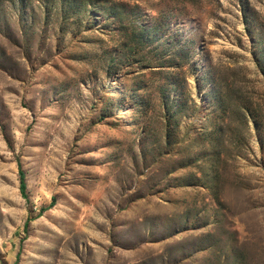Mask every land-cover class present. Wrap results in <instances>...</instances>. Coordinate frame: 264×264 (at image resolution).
<instances>
[{
	"label": "rangeland",
	"instance_id": "1",
	"mask_svg": "<svg viewBox=\"0 0 264 264\" xmlns=\"http://www.w3.org/2000/svg\"><path fill=\"white\" fill-rule=\"evenodd\" d=\"M0 264H264V0H0Z\"/></svg>",
	"mask_w": 264,
	"mask_h": 264
},
{
	"label": "trees",
	"instance_id": "2",
	"mask_svg": "<svg viewBox=\"0 0 264 264\" xmlns=\"http://www.w3.org/2000/svg\"><path fill=\"white\" fill-rule=\"evenodd\" d=\"M17 169H18V182H19V192H20V195L24 198H26V182H25V174L21 168V165L19 162H17ZM54 204V198H51L49 204L43 208L40 209V211L46 209V208H50L52 205ZM27 222H28V219L25 221L24 225H23V228L26 229L27 227ZM18 256V253L17 255Z\"/></svg>",
	"mask_w": 264,
	"mask_h": 264
}]
</instances>
